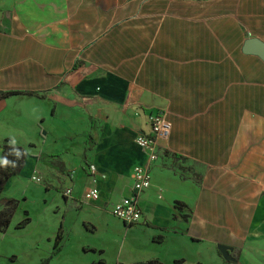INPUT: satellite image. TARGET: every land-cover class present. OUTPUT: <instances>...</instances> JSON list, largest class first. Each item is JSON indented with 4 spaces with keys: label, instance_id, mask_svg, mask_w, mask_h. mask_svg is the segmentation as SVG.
Segmentation results:
<instances>
[{
    "label": "crops",
    "instance_id": "1",
    "mask_svg": "<svg viewBox=\"0 0 264 264\" xmlns=\"http://www.w3.org/2000/svg\"><path fill=\"white\" fill-rule=\"evenodd\" d=\"M250 37L264 42V0H0V123L30 125L13 178L42 188L72 264H105L103 220L158 111L171 131L138 197L150 227L134 231L157 247L117 264H264V61L242 51ZM92 179L99 196L82 202Z\"/></svg>",
    "mask_w": 264,
    "mask_h": 264
},
{
    "label": "rangeland",
    "instance_id": "2",
    "mask_svg": "<svg viewBox=\"0 0 264 264\" xmlns=\"http://www.w3.org/2000/svg\"><path fill=\"white\" fill-rule=\"evenodd\" d=\"M11 115L5 116L0 123V136L5 137V139L0 137V144L1 146H16L27 150L30 148V140L19 134V130L21 126L28 130L30 125L17 124V121H12ZM13 152H16V154L11 155L10 152L9 155L6 153L4 158L1 155L2 153L0 154V199H2V194H9V196L19 200L17 202L12 199V202L7 204L13 212L8 227L0 231V264H49L51 262L50 257H52L51 252L57 246L62 251L51 264H72L75 258L71 248L72 239L66 237L62 242L58 239L56 215L52 211L51 205H46L42 200V188H39L34 182H28L25 178H22V185H20L18 183L19 179L13 178L17 174L20 161L18 160L17 151L13 150ZM7 182L8 188L3 192ZM72 222L75 224L74 227H78V222H75V218L70 216L65 220L63 227H67L69 223V226H72ZM103 222L107 224L108 230L104 233L106 234L104 238L106 243L108 242V249L102 255L105 264H117L123 262L121 260L137 259L142 252L157 247L149 245L143 232H134L137 231V228L138 231L149 229L147 227L150 226L139 225L141 221L128 225L119 218L112 216L106 217ZM125 231H131L127 239ZM110 240L114 241L111 242ZM203 247L204 244L200 247V250ZM184 248L187 249L189 255H193L195 252V249L190 246ZM77 251L78 258L91 259L93 257L90 252ZM204 253L203 250L201 256L205 259V262L212 263L210 257L207 254L204 255ZM46 254L48 257L43 259ZM219 259L222 261L223 258Z\"/></svg>",
    "mask_w": 264,
    "mask_h": 264
},
{
    "label": "built area",
    "instance_id": "3",
    "mask_svg": "<svg viewBox=\"0 0 264 264\" xmlns=\"http://www.w3.org/2000/svg\"><path fill=\"white\" fill-rule=\"evenodd\" d=\"M147 120L151 128L150 134H137L135 137V142L145 154L146 161L144 164L137 165L132 169V184L129 195L122 197L111 209L113 216L128 225L136 224L141 219V210L138 204L139 194L150 186V168L158 157L157 148L159 142L160 140L167 139L171 131V124L162 111L149 113ZM88 168L91 172L95 171V166L92 164ZM32 179L37 180L36 177H32ZM63 194L68 196L71 194V189H65ZM98 196L99 192L95 186V179H92V184L83 193L81 201L87 203L96 200Z\"/></svg>",
    "mask_w": 264,
    "mask_h": 264
},
{
    "label": "water",
    "instance_id": "4",
    "mask_svg": "<svg viewBox=\"0 0 264 264\" xmlns=\"http://www.w3.org/2000/svg\"><path fill=\"white\" fill-rule=\"evenodd\" d=\"M242 51L248 54H255L264 61V42L259 39L253 37L247 38L243 44ZM217 249L223 259L232 260L230 256V252L232 250L231 247L219 244L217 245Z\"/></svg>",
    "mask_w": 264,
    "mask_h": 264
},
{
    "label": "trees",
    "instance_id": "5",
    "mask_svg": "<svg viewBox=\"0 0 264 264\" xmlns=\"http://www.w3.org/2000/svg\"><path fill=\"white\" fill-rule=\"evenodd\" d=\"M13 150H16L17 151V154L19 156L18 160L19 161V165H20V162H21V159L23 158L22 156V151L19 147H16V146H8V145H3V149H2V156L4 158V155L7 153L10 155V152H11V155L13 154H16V152H13ZM19 165H18V168H17V172H18V169H19ZM16 172V173H17ZM4 202L5 203V209L4 210H1L0 211V231H3L5 228L8 227L9 223H10V218H11V215H12V208L9 209L7 204L12 202V199H0V203ZM9 209V210H8Z\"/></svg>",
    "mask_w": 264,
    "mask_h": 264
}]
</instances>
